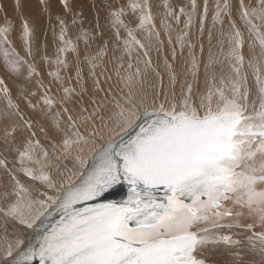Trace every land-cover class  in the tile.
<instances>
[{"label":"snow or ice","instance_id":"obj_1","mask_svg":"<svg viewBox=\"0 0 264 264\" xmlns=\"http://www.w3.org/2000/svg\"><path fill=\"white\" fill-rule=\"evenodd\" d=\"M108 7L111 56L86 31L81 55L59 14L54 58L23 16L19 50L0 24V264H212L220 246L264 264V0H215L210 21L209 0Z\"/></svg>","mask_w":264,"mask_h":264},{"label":"rangeland","instance_id":"obj_2","mask_svg":"<svg viewBox=\"0 0 264 264\" xmlns=\"http://www.w3.org/2000/svg\"><path fill=\"white\" fill-rule=\"evenodd\" d=\"M13 1L14 0H0V24L3 23L5 16H7V18L9 17L10 9H9L7 4L13 5L12 4ZM28 2H29V8H28L29 12L26 14V18H24V19H26L29 22V24L35 28L36 36L40 41L45 40V34H46L47 47L43 50L42 54L46 53L49 57L54 58L56 55V44L59 43L58 41H54V36H53L54 31L55 32L59 31V25H58V22L56 20V15L54 17H51V19H49L48 15L46 13H43V10L40 8L39 0H37V1L36 0H28ZM152 2L155 4V3L159 2V0H152ZM171 2L173 4H176L178 2V0H171ZM214 2H215V0H209V4H211L210 11H209V21L211 18V8L214 7ZM70 3H71V6L73 8L72 12L67 13V14H64V13L60 14L59 12L56 11V13L64 16V18L68 24L67 35L77 45V48H78L79 52L81 53V55H83L85 48H86V45L84 43L83 38L77 39V37L81 35L82 31H86V32L90 33L91 36L93 37V39H91L89 41L90 47H88L87 50L89 52H92V53L95 52L97 45L103 43V40L101 39V35H100V34H102L104 39L109 40L108 55L111 56L112 55V47L117 42L115 41V34H114L113 29L109 23V7L108 6L109 5L122 6V5H125L127 3V0H70ZM198 3H200L202 5V0H198ZM50 4L51 5L54 4L55 8L60 7L58 0H50ZM93 5H95V6H93ZM14 12H16V13L8 19L12 21V33H11V35H12V38L14 41V45L19 50V37H20L22 22H21L20 17H19L20 11H14ZM76 13H80V15L77 17V23L75 25H73L71 21H72L73 16ZM124 19L126 22L132 21L133 20L132 13L129 12L128 15L124 17ZM156 23H157V25H159V18H157ZM97 24H99V28H97ZM131 26L134 27L135 24L133 23V24H131ZM120 32H121V36L125 35L123 29H121ZM166 53H167V46L165 48V54ZM118 54L119 53L117 52V55ZM151 54H152L151 56L153 57V62L159 63L161 66L159 70L162 71L163 58H164L163 55L157 57V53L155 52V50H153L151 52ZM66 58L69 60V62H72L75 59V55L72 52H67ZM37 67H38V69H40L44 72L43 78L45 79L44 80L45 86L50 87L51 88V94L58 98V96L61 95L60 91L58 90V86H56L55 84L54 85L49 84L47 82V80L49 79V78L47 79V70H50V69L54 68L55 66L49 65V66H47V68H43L41 62L38 60L37 61ZM61 74L65 75V73L63 71L61 72ZM73 74L74 73L72 71H69L67 73V75H73ZM0 76H4V73L2 71H0ZM5 78H6L7 83L9 84V86L12 87V84H14L13 81L15 78L11 77V76H7ZM10 79H12V80H10ZM34 83H33V86H34ZM72 83H73V81H72ZM90 83L91 82L89 81V84ZM165 83H167L166 78H165ZM15 92H16V88H15V90H13V93H15ZM57 93H58V96H57ZM101 95H103V94L101 93ZM14 98H15V96H14ZM21 108H22V110L25 111V113L27 115H31V112H30L31 110H29L26 106H24L23 102H21ZM38 138H40L43 141L42 135L38 136ZM8 159H9V161L12 160L10 158H8ZM66 163H69V167H71L70 162L66 161ZM54 172H55V170H53V174H54ZM21 177H23V176H21ZM23 178H25L26 180ZM23 178L22 179L24 181H26V182L28 181V179L26 177H23ZM29 182L30 181H28L27 183H29ZM0 227H2V228H0V237L5 235L4 228L7 227L8 228V234L10 232L9 238H11V231H12L11 224L2 225ZM18 227H21V226H18ZM25 229H23V230H25Z\"/></svg>","mask_w":264,"mask_h":264},{"label":"bare ground","instance_id":"obj_3","mask_svg":"<svg viewBox=\"0 0 264 264\" xmlns=\"http://www.w3.org/2000/svg\"><path fill=\"white\" fill-rule=\"evenodd\" d=\"M37 1V0H36ZM13 5H9V4H7L8 5V7H9V9H10V15H9V17L8 18H10L12 15H14L16 12H14V11H17L16 10V7H15V5H16V0H14L13 1V3H12ZM50 6H51V10H52V16L51 17H54L55 15H58L57 13H56V11L57 12H59L60 14L61 13H63L62 11H63V9H62V6H58L59 8H55V6H54V4L53 5H51L50 4ZM54 6V7H53ZM210 6H211V4H210ZM57 7V6H56ZM20 13H19V17H21V16H23L24 18H26V14L29 12V2H28V0H20ZM40 8L42 9V7L40 6ZM40 9V10H41ZM42 12V11H41ZM44 13V12H43ZM34 22V21H33ZM39 22V21H38ZM152 55V54H151ZM153 58V57H152ZM67 75V74H66ZM13 79V78H12ZM12 79H10V80H12ZM47 79H48V77H47ZM45 80V79H44ZM14 82V81H13ZM47 82L49 83V84H52V85H54V83L53 82H51L49 79L47 80ZM34 83V82H33ZM73 83H74V81H73ZM12 88H13V90H15V86H14V84H12ZM56 90V89H55ZM53 91V90H52ZM14 94V96H15V93H13ZM60 95V94H59ZM57 96H58V93H57ZM59 97V96H58ZM25 106V105H24ZM24 108V107H23ZM29 112V111H28ZM31 112V111H30ZM8 158H10V159H12V156L11 155H9L8 156ZM69 162V161H68ZM65 163H66V161H65ZM69 164V163H68ZM11 165V164H10ZM0 174H2V170H0ZM22 176V175H21ZM23 177H21V179H22ZM23 179H25V178H23ZM22 179V180H23ZM26 180V179H25ZM24 181V180H23ZM24 182H26V181H24ZM28 182V181H27ZM26 182V183H27ZM30 183V182H29ZM32 183V182H31ZM9 225V224H8ZM0 228H2V227H0ZM11 229V228H10ZM258 230V229H257ZM30 231V229H25V230H23V235H27L28 234V232ZM237 233H239L240 232V230H235ZM9 234H10V232H9ZM10 236V235H9ZM234 238H242V236L241 235H236V236H234ZM208 259L212 262V264H230V262L234 259V257L230 254V252H229V250L227 249V248H225L224 246H220L219 248H217V249H215L214 251H213V253L208 257ZM242 259L245 261V264H258V261H259V259H260V257L256 254V253H253V252H251V251H249V250H247V249H244L243 250V252H242Z\"/></svg>","mask_w":264,"mask_h":264},{"label":"water","instance_id":"obj_4","mask_svg":"<svg viewBox=\"0 0 264 264\" xmlns=\"http://www.w3.org/2000/svg\"><path fill=\"white\" fill-rule=\"evenodd\" d=\"M127 193V189L125 186H118L117 189L115 190V192L113 193V195H110L108 197V199H122L126 196ZM28 240H34V234L32 232V230H30L28 232V234L26 235Z\"/></svg>","mask_w":264,"mask_h":264}]
</instances>
